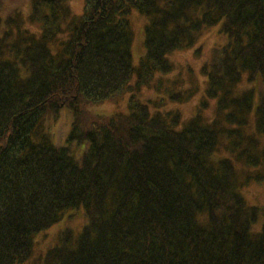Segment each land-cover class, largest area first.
I'll list each match as a JSON object with an SVG mask.
<instances>
[{
    "label": "trees",
    "instance_id": "trees-1",
    "mask_svg": "<svg viewBox=\"0 0 264 264\" xmlns=\"http://www.w3.org/2000/svg\"><path fill=\"white\" fill-rule=\"evenodd\" d=\"M71 1L0 0V264L27 262L33 237L75 210L85 227L42 264H264V192L244 194L264 186V0H85L80 14ZM206 32L202 76L186 62L171 78L170 57ZM135 71L164 95L81 122L80 105L125 91ZM192 99L182 117L174 105ZM62 111L74 122L58 145Z\"/></svg>",
    "mask_w": 264,
    "mask_h": 264
},
{
    "label": "rangeland",
    "instance_id": "rangeland-1",
    "mask_svg": "<svg viewBox=\"0 0 264 264\" xmlns=\"http://www.w3.org/2000/svg\"><path fill=\"white\" fill-rule=\"evenodd\" d=\"M85 0H72L70 2V8L75 14H80L82 11V7ZM129 22L131 25L132 33H133V42H132V65L133 68L136 70L140 65V61L143 54V32H144V20L143 18L137 14L136 12H132L129 16ZM217 27H215L216 29ZM214 29V30H215ZM213 33V32H212ZM210 33L206 32L204 37L200 39V41L195 43L191 48L183 51L175 53L170 57L171 61L177 66L175 68L174 73L171 75V78L177 80L175 75H177L178 69L183 67L187 62L189 66L191 65L193 68V74L191 76L200 78L201 72L200 69L203 64L209 59V52L214 44L207 36ZM200 49L199 54H196V51ZM181 65V66H180ZM157 76L154 77L153 81L156 83ZM136 71L132 74L129 82L128 87H126L121 93L115 95L111 99H107L101 103H90L84 107L81 106L80 117L81 122L88 123V119L91 116H103L108 117L115 114H125L127 112V103L130 101L131 98L137 99L142 101L140 98H150L148 96L153 95L155 98H160L164 95L166 88L162 87V91L160 93L155 92L153 90H147V86L145 84H141L139 87L135 86L136 84ZM185 83L188 84V81ZM196 85V82H193ZM135 86V87H134ZM190 89V88H189ZM203 89V85L200 84L198 90L199 92L193 98H200L201 91ZM186 90V89H184ZM143 99V100H144ZM195 101L190 100L183 102V105H174L177 106L178 109L181 111L182 117H188L189 114L193 111ZM173 103L168 102L165 106H162L158 111L165 112L171 111ZM173 106V108H175ZM175 110V109H174ZM85 111V112H83ZM210 111V110H209ZM208 114V113H207ZM77 118V117H76ZM73 117L70 113L66 111H62L57 119L50 124L49 132L52 135V139L58 145L65 144L68 135L71 130L72 123L74 121ZM76 120V119H75ZM85 145L81 146H73L74 153L76 155L82 154ZM264 192V186L261 188L259 187H251L249 191L245 194L246 199L250 203H254V198L257 194H261ZM86 225V218L84 217L83 211L79 210L77 212H66L62 218L48 230H45L41 233H38L36 236L33 237L32 240V256L31 258L23 263V264H42V258L47 253L48 250L56 247L59 244L60 237L66 233L70 232L71 240L74 241L76 236L83 230Z\"/></svg>",
    "mask_w": 264,
    "mask_h": 264
},
{
    "label": "bare ground",
    "instance_id": "bare-ground-1",
    "mask_svg": "<svg viewBox=\"0 0 264 264\" xmlns=\"http://www.w3.org/2000/svg\"><path fill=\"white\" fill-rule=\"evenodd\" d=\"M73 212H77V210H75V211H73ZM48 229H49V228H48ZM48 229H47V230H48Z\"/></svg>",
    "mask_w": 264,
    "mask_h": 264
}]
</instances>
